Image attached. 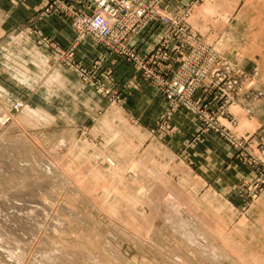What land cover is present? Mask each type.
I'll return each instance as SVG.
<instances>
[{
    "label": "rangeland",
    "instance_id": "obj_1",
    "mask_svg": "<svg viewBox=\"0 0 264 264\" xmlns=\"http://www.w3.org/2000/svg\"><path fill=\"white\" fill-rule=\"evenodd\" d=\"M79 1L41 17L100 9ZM129 1L146 25L136 61L109 52L163 95L154 127L78 52L94 37L62 50L0 31V264H264V0ZM154 26L163 40L139 54ZM191 118L195 142L235 152L213 183L174 149Z\"/></svg>",
    "mask_w": 264,
    "mask_h": 264
},
{
    "label": "crops",
    "instance_id": "obj_2",
    "mask_svg": "<svg viewBox=\"0 0 264 264\" xmlns=\"http://www.w3.org/2000/svg\"><path fill=\"white\" fill-rule=\"evenodd\" d=\"M86 1L80 0L78 3ZM172 4L180 5L173 0ZM49 5L48 0H0V31L4 33L20 31L32 38H39L36 32H41L62 50L73 47L76 42V33L69 20L58 12L51 16L41 17ZM75 7L81 8L82 6L76 4ZM164 35L163 27H151L136 40L135 48L139 54L150 53L160 45ZM78 47H80L78 52L84 51L87 54L94 52L97 54L96 57L91 54L94 60L98 59L110 66L112 78L124 96V109L129 114L136 113L140 110L141 103L144 111L142 118L154 119V123H150V127H154L157 123L155 120L160 118L166 107V101L161 92L144 78L136 76L132 66L124 59L111 54L101 44L97 46L92 39L87 38ZM178 118L183 117L181 115ZM194 120L191 118L189 128L181 129V132L177 130L174 136L180 134L187 138H185L184 145H176L174 149L178 154H184V151L190 148L188 158L190 164L198 172L206 168V172L202 171L204 175L199 173L198 178L204 182L213 183L216 181V177H212L213 174L224 171L220 169L228 162L234 164L237 161L235 152L213 133L204 135L198 142H195L200 132V125ZM174 139L173 141L176 142L181 140L179 137Z\"/></svg>",
    "mask_w": 264,
    "mask_h": 264
},
{
    "label": "built area",
    "instance_id": "obj_3",
    "mask_svg": "<svg viewBox=\"0 0 264 264\" xmlns=\"http://www.w3.org/2000/svg\"><path fill=\"white\" fill-rule=\"evenodd\" d=\"M50 1L47 13H51L53 8L69 12L72 8L67 5L66 0H48ZM58 4V6H56ZM100 6L93 14L82 15L72 13V28L76 33V42L80 43L88 36L94 37L98 42L108 50L115 52L121 57H125L129 62L136 61L135 54L131 49L132 41L136 35L141 33L146 25L139 26L136 19L143 16L144 12H136L129 0H94L95 7ZM169 39V38H168ZM164 43L158 51L161 55L166 48Z\"/></svg>",
    "mask_w": 264,
    "mask_h": 264
},
{
    "label": "bare ground",
    "instance_id": "obj_4",
    "mask_svg": "<svg viewBox=\"0 0 264 264\" xmlns=\"http://www.w3.org/2000/svg\"><path fill=\"white\" fill-rule=\"evenodd\" d=\"M168 194H169V193H168ZM170 207H171V206H170ZM172 212H173V211H172ZM213 251H214V250H213ZM211 253H212V255H213V252H211ZM212 255H211V256H212ZM216 257H217V254H216Z\"/></svg>",
    "mask_w": 264,
    "mask_h": 264
}]
</instances>
